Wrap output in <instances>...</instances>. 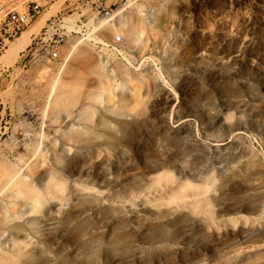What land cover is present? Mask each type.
Returning a JSON list of instances; mask_svg holds the SVG:
<instances>
[{
	"label": "rangeland",
	"instance_id": "rangeland-1",
	"mask_svg": "<svg viewBox=\"0 0 264 264\" xmlns=\"http://www.w3.org/2000/svg\"><path fill=\"white\" fill-rule=\"evenodd\" d=\"M19 1L0 0V18ZM120 12L119 34L94 31ZM49 15L17 62L0 66V263L44 240L47 254L27 264H141L158 246L151 264H264V0H67ZM55 19L81 32L61 27L57 61L45 43ZM87 34L109 47L85 41L68 55ZM166 172L173 183L153 186ZM10 173L45 196L39 213L11 206ZM189 182L207 186L210 213L192 215L189 200L157 207ZM164 213L160 239L145 243L138 226ZM99 238L101 257L78 255Z\"/></svg>",
	"mask_w": 264,
	"mask_h": 264
},
{
	"label": "bare ground",
	"instance_id": "bare-ground-1",
	"mask_svg": "<svg viewBox=\"0 0 264 264\" xmlns=\"http://www.w3.org/2000/svg\"><path fill=\"white\" fill-rule=\"evenodd\" d=\"M67 2V0H58L55 4L52 5V8H51V11L47 14H44L42 16V18L40 20H38L37 22L34 23V25L28 29L27 31H24L22 32L17 38L15 41H13L12 43H10V45L8 46V48L6 49L4 55H2V57H0V66H7L9 67L10 65L13 66V64L15 62H17V60L19 59L20 57V54L22 52L25 51V49H27L31 42H32V38H34L44 27L45 23L48 21L50 15L49 14H54L56 13V11L59 10L60 7H62L65 3ZM137 2V1H136ZM136 2H130L128 4V8H131V7H134L138 10V13L139 14H142L143 11H142V7L137 5ZM125 9V10H126ZM125 10H123L122 12H124ZM122 12L118 13L117 15H115L112 19H109V20H102L100 22L97 23V26L94 28V31H98V30H107V29H111L112 32L114 33H120V30L117 28V25L116 23L115 24H112L113 21H116L117 18H120L122 19ZM112 22V23H111ZM121 25V26H120ZM120 27L123 28L125 26V24H121L120 23ZM60 27L68 30L69 32L71 33H74V34H81L80 30L75 28V26L73 25H60ZM82 37H85L84 40H75V42L72 44L71 46V49H70V52L68 55H72L71 53H73L76 48L81 45L82 43H84L85 41H90V42H94V44H98L100 46L104 48H108V44H106L103 40H100L99 38L97 37H93L92 35H82ZM11 66V67H12ZM110 76V75H109ZM108 81V79H107ZM109 81H111V79L109 78ZM56 85V83L54 84V86ZM54 89V88H53ZM53 91V90H52ZM55 93V89H54V92H52V94ZM134 94V93H133ZM51 95V94H50ZM52 97V96H50ZM49 97V98H50ZM90 130V129H89ZM105 164V163H104ZM102 170V169H101ZM110 171V170H109ZM107 169H103L101 171V174L100 176H102V180H110L112 179L110 177V173ZM163 174V173H162ZM161 174L158 175L160 177H156V179L153 178L152 180V185L153 186H158V185H161V184H169V183H173V177H170V173L168 174L167 172L164 173L163 175ZM11 175H14L13 173H10V176ZM16 175H18L16 173ZM16 175L14 176H11L9 179V181L7 180V185L9 184L8 189L6 191H8L9 193V198L12 200V202L10 203L11 206L14 205L13 203V200H23L26 205H28V207L30 208L29 210V213L31 214H36V213H39L41 211V207L43 206L44 204V201H45V196L43 194H41L36 186L32 183V182H29V181H26V177L24 178L23 176H18L16 177ZM202 175V174H201ZM173 176V174H172ZM189 176V175H188ZM186 176V177H188ZM209 176V175H207ZM193 177V176H192ZM203 177V175H202ZM201 177V178H202ZM205 177V176H204ZM196 178V177H194ZM200 178V179H201ZM192 180V178H190ZM208 179H211L208 177ZM185 180V179H184ZM195 180V179H194ZM202 181V180H201ZM207 180L204 179V184L206 183ZM211 181V180H210ZM214 181V180H213ZM209 182V181H208ZM56 180L53 179L52 177H50L48 183L45 185L44 187V193H46L45 195H52L54 189L57 187L56 185ZM203 183V182H202ZM204 184L203 187H198V186H195V185H192V183H181L178 185L177 189L173 190L169 196H167L166 200L164 198H159V203L156 204L158 205L157 207L159 208L160 206H163L162 208H164L165 206H168V207H165V208H169V206H172V205H179V203L183 205V203H185V200H189V202L183 206H185L186 210L188 209L192 215L195 214V215H199V214H203V213H210V209L212 208V201L210 199H208L207 197L206 198H201L205 192L208 193V188H206L207 186L204 187ZM206 185V184H205ZM5 186L4 185V189H5ZM6 187V188H7ZM167 187V186H166ZM174 187V186H173ZM86 190H89V188H85ZM188 191H192V193H188ZM165 194V193H164ZM162 196V195H161ZM166 196V195H165ZM205 196V195H204ZM157 200V199H156ZM165 200V201H164ZM162 201V202H160ZM154 204V205H155ZM152 205V208L153 206ZM155 205V207H156ZM181 205V206H182ZM156 207V208H157ZM161 208V209H162ZM177 208V207H176ZM179 208V206H178ZM177 208V209H178ZM182 208V207H181ZM184 208V207H183ZM155 209V208H154ZM160 209V210H161ZM159 210V211H160ZM167 210V209H166ZM172 210V209H171ZM5 212H3L1 210V212H3L4 214H7L8 211H6L4 209ZM158 211V210H157ZM165 212V211H164ZM169 212V210H168ZM167 212V213H168ZM172 213V212H171ZM159 214V213H158ZM156 214V216L158 215ZM170 214V213H169ZM160 215V214H159ZM168 215L166 213L162 214L161 216H157V218L155 220H151V221H147V222H141L143 224L139 225L138 228H139V231L142 235L144 234H151L149 236H146L144 237L143 239L145 240V243L146 241L147 242H151V243H155L157 242L158 238L161 237L158 235H161L159 233V230L161 228H163L165 225H166V221L168 219L167 217ZM171 216V215H169ZM167 217V219H166ZM145 219V218H144ZM154 219V218H153ZM169 220V219H168ZM209 222L212 220L208 219ZM207 220V221H208ZM138 221V220H137ZM215 219H214V222L212 223L213 225H210V226H214L215 225ZM136 222V221H134ZM208 222V223H209ZM170 223H174V222H171ZM207 224V226L209 227V224ZM233 223V222H232ZM235 223V222H234ZM138 224L136 223V226ZM170 225V224H169ZM129 228H130V225H129ZM134 229V225L131 227ZM136 228V227H135ZM137 228V229H138ZM120 229V227H119ZM109 230V229H108ZM107 230V231H108ZM124 230V229H122ZM126 230V229H125ZM130 230V229H128ZM36 232V234H38V232L36 230H34ZM110 231V230H109ZM114 231V230H113ZM112 231V232H113ZM124 232V231H123ZM106 233V232H105ZM110 233V232H109ZM136 233V232H135ZM140 234V235H141ZM103 235V234H102ZM113 235V233H112ZM116 235V234H115ZM132 233L130 234H124V238L127 237V239H131V236ZM141 235V236H142ZM111 236V235H110ZM136 236V235H135ZM120 237V236H119ZM102 238V236H101ZM97 239V240H93V241H89L88 243H83L82 241L81 244L83 243V245H81L79 248H78V255L81 254V256H87V257H96V256H100V255H103L104 254V249H105V242L101 239ZM111 238V237H110ZM118 238V237H117ZM139 238V237H138ZM112 239V238H111ZM120 239V238H119ZM133 239L134 236H133ZM160 239V238H159ZM88 240V239H87ZM113 240V239H112ZM123 240V239H122ZM84 241V240H83ZM119 241V240H118ZM121 241V240H120ZM139 241V240H138ZM141 241V240H140ZM87 242V241H86ZM107 242V241H106ZM115 242V241H114ZM123 242V241H122ZM162 242V241H161ZM160 240H159V243H161ZM107 243H111V241L107 242ZM113 243V242H112ZM136 243V242H135ZM143 243V242H142ZM176 244V242H174ZM79 244V243H78ZM105 244V245H104ZM114 244V243H113ZM153 245V244H152ZM165 245H163V247L161 248H164ZM70 247V246H69ZM153 247V246H152ZM159 247V248H158ZM157 248H153L152 252L150 247L148 248V250L150 249L149 252H146V256L143 258V263L141 264H151L154 259H155V256L158 255V253H160V251L162 249H160V246H158ZM76 248V247H75ZM73 248V249H75ZM71 249V248H70ZM160 249V251L158 250ZM67 250V249H66ZM146 250V249H144ZM76 252V250H74ZM159 251V252H158ZM166 251V250H164ZM62 252V251H61ZM65 252V251H64ZM163 252V251H162ZM58 253V252H57ZM165 253V252H164ZM45 254H47V248H46V242L44 240H40L38 241L37 243V246L35 247H32L31 249H26V248H17L15 251H13V253L11 254V256L8 257V262H5L6 264H27V263H33L35 261H37L38 259H40L42 256H44ZM162 254V253H161ZM60 254L58 253V256ZM75 255V254H74ZM77 255V254H76ZM106 255V254H105ZM72 256V255H71ZM107 256V255H106ZM101 257V256H100ZM99 257V258H100ZM159 257V256H158ZM162 257V256H161ZM98 258V257H97ZM159 259V258H157ZM161 259V258H160ZM159 259V260H160ZM57 260V259H56ZM141 262V261H140ZM198 263L200 262L198 259H194L192 260L191 263ZM2 264V263H0ZM56 264H71V262L67 259V258H59L57 263ZM185 264V263H184Z\"/></svg>",
	"mask_w": 264,
	"mask_h": 264
},
{
	"label": "built area",
	"instance_id": "built-area-1",
	"mask_svg": "<svg viewBox=\"0 0 264 264\" xmlns=\"http://www.w3.org/2000/svg\"><path fill=\"white\" fill-rule=\"evenodd\" d=\"M54 2L56 0H20L15 8L7 11L0 18V54L5 50L7 43L17 38L29 24L40 16L49 4ZM97 9L100 11V7ZM108 14L106 12V15ZM61 24V19H55L50 24L48 30L50 34L45 42L47 46L46 52L54 61L59 60L60 48L68 40V35L60 27ZM113 45L124 53L126 42L121 36L117 35L113 38Z\"/></svg>",
	"mask_w": 264,
	"mask_h": 264
}]
</instances>
